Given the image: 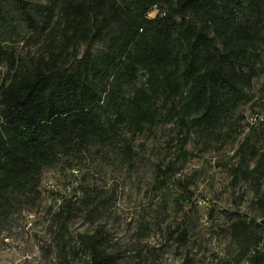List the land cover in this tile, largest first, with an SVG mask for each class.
Wrapping results in <instances>:
<instances>
[{
	"label": "trees",
	"instance_id": "16d2710c",
	"mask_svg": "<svg viewBox=\"0 0 264 264\" xmlns=\"http://www.w3.org/2000/svg\"><path fill=\"white\" fill-rule=\"evenodd\" d=\"M57 2L60 32L85 42L86 51L71 64L42 59L15 71L7 42L20 24L40 29L53 9L43 0H0V63L11 65L0 84V223L39 196L45 169L94 153L132 168L135 139L175 124L179 157L160 169L165 185L188 159L192 134L223 122L264 68V0ZM67 212L64 206L59 214ZM80 243L83 264L115 263L102 235ZM244 256L238 264H264V243Z\"/></svg>",
	"mask_w": 264,
	"mask_h": 264
},
{
	"label": "rangeland",
	"instance_id": "374dc122",
	"mask_svg": "<svg viewBox=\"0 0 264 264\" xmlns=\"http://www.w3.org/2000/svg\"><path fill=\"white\" fill-rule=\"evenodd\" d=\"M43 1L53 13L40 29L20 24L6 44L15 71L40 67L42 59L71 64L87 49L60 32L62 3ZM10 67L0 63V84ZM263 91L264 68L247 100L214 129L192 134L188 159L163 186L160 169L179 157L175 124L135 139L132 168L94 153L45 169L39 196L0 223V264H83L86 234L102 235L114 264H238L264 243ZM64 206L71 209L67 222L59 214Z\"/></svg>",
	"mask_w": 264,
	"mask_h": 264
},
{
	"label": "built area",
	"instance_id": "2783aa9c",
	"mask_svg": "<svg viewBox=\"0 0 264 264\" xmlns=\"http://www.w3.org/2000/svg\"><path fill=\"white\" fill-rule=\"evenodd\" d=\"M243 264H251V263H249V262H245V263H243Z\"/></svg>",
	"mask_w": 264,
	"mask_h": 264
}]
</instances>
